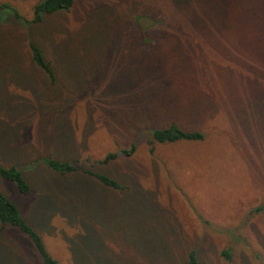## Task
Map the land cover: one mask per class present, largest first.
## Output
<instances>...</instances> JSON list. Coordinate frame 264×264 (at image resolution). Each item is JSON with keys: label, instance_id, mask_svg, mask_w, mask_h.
Masks as SVG:
<instances>
[{"label": "rangeland", "instance_id": "rangeland-1", "mask_svg": "<svg viewBox=\"0 0 264 264\" xmlns=\"http://www.w3.org/2000/svg\"><path fill=\"white\" fill-rule=\"evenodd\" d=\"M41 1L0 0V166L30 194L1 177L0 192L49 256L264 264V0H73L31 23ZM29 42L53 80L25 70ZM172 124L203 140H153ZM0 264L43 262L11 227Z\"/></svg>", "mask_w": 264, "mask_h": 264}, {"label": "trees", "instance_id": "trees-1", "mask_svg": "<svg viewBox=\"0 0 264 264\" xmlns=\"http://www.w3.org/2000/svg\"><path fill=\"white\" fill-rule=\"evenodd\" d=\"M73 5V0H42L37 3L33 7V18L31 19V23H39L42 21L44 15H51L57 12H67ZM4 8H10L8 5H1L0 10ZM15 18L19 19L20 16L14 11ZM29 48L32 56L33 63L41 68L46 75L53 80L52 71L50 69V65L44 61L42 51L34 46L31 42H29ZM153 140L156 142L164 143V142H176L179 140L198 142L203 140V136L199 132H185L178 128L176 125L172 124L168 128L155 130L153 132ZM134 152V147H131L128 150H123L122 154L126 157L132 155ZM116 154H108L104 162H108L111 159H115ZM44 164L53 172H56L60 175H65L68 173H72L76 171L75 162H63L57 161L53 159H43ZM89 175L96 178L100 183L104 184L107 187L114 189H121L120 185L111 180L110 178L94 174L92 172L88 173ZM0 177L12 183L17 191L27 196L30 194V186L27 181L23 178L19 170L14 167H2L0 166ZM17 229L24 237L29 238L34 245V248L38 255L40 256L43 264H58L56 260H54L47 253L42 238L40 235L22 218L18 207L9 200L6 196H4L0 192V233L6 231L8 228ZM229 252L222 251L221 255L224 258H228ZM188 264H197V260L194 252H190L188 255Z\"/></svg>", "mask_w": 264, "mask_h": 264}, {"label": "crops", "instance_id": "crops-1", "mask_svg": "<svg viewBox=\"0 0 264 264\" xmlns=\"http://www.w3.org/2000/svg\"><path fill=\"white\" fill-rule=\"evenodd\" d=\"M30 59H31V53H30ZM26 71L28 72H32L34 75L36 74H40V75H44L45 76V72L41 69V68H36V67H31V68H25ZM48 77V76H47ZM51 82V80H50Z\"/></svg>", "mask_w": 264, "mask_h": 264}]
</instances>
